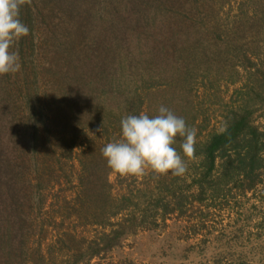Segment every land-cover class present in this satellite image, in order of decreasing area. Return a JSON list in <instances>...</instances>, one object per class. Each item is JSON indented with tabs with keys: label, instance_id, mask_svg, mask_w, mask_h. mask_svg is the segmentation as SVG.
<instances>
[{
	"label": "rangeland",
	"instance_id": "rangeland-1",
	"mask_svg": "<svg viewBox=\"0 0 264 264\" xmlns=\"http://www.w3.org/2000/svg\"><path fill=\"white\" fill-rule=\"evenodd\" d=\"M161 1L160 36L181 35L180 50L205 63L193 60L178 73L177 51L161 79L125 75L92 100L60 96L35 35L15 42L22 68L0 75L10 91L0 90V169L7 161L8 173L0 170V212L11 210L15 221L0 236L12 237L11 248L0 244V251L12 264L251 263V233L264 214V162L253 190L249 168L239 165L255 137L264 157V0ZM162 105L197 132L194 156L184 157L187 173L114 172L101 149L122 138V118L155 116ZM238 124L244 135L215 154L211 169L209 141L234 135Z\"/></svg>",
	"mask_w": 264,
	"mask_h": 264
},
{
	"label": "trees",
	"instance_id": "trees-1",
	"mask_svg": "<svg viewBox=\"0 0 264 264\" xmlns=\"http://www.w3.org/2000/svg\"><path fill=\"white\" fill-rule=\"evenodd\" d=\"M25 3L27 4L22 7V12H28L31 8L29 24L27 23L31 28L30 35L38 38L48 71L58 86L60 96L63 93L69 100H76V94L92 100L98 92L108 93L125 75L141 78L144 72L161 79L164 77L162 74H167L166 67L173 63L177 51L180 54L176 66L178 73L189 67L193 60L198 64L205 63L201 62L200 57L195 58L190 50H180L186 42L181 35L175 34L168 39L160 36V21L167 18L161 0H44L41 6L32 7L29 6L34 0H26ZM33 24L37 26V31L33 30ZM30 43H35L34 36ZM163 63L164 71L160 69ZM177 72L173 70V75H178ZM127 88L129 90L131 87ZM0 90L5 93L4 96L10 94L1 81ZM4 119L7 121L5 117ZM2 121L4 120L0 117V125ZM243 129L244 127L238 124L234 129L237 133L234 135L228 133L209 141L205 154L211 169L215 165V154L228 152L231 145L238 141L239 135L243 134ZM261 153L259 139L255 137L249 142L245 158H242L239 165L240 168H249L252 190L259 185L256 184V179L264 162ZM1 161L2 159L0 163ZM5 166L7 161L0 170L7 175ZM10 171L12 169L9 174ZM6 211L7 214L0 212L4 219L2 221L0 218V236L4 230L9 231L14 227L11 210ZM259 217L261 220L256 224V228L260 232L251 233V241L254 238L251 243L255 244L251 247L249 264H264V214ZM118 237L117 234L114 241H117ZM11 240V236L0 238L1 247L11 248ZM94 255L99 253L92 254ZM239 255L241 256V253ZM228 256H232L231 253ZM18 257L22 259V255ZM18 257L16 256L17 260ZM12 260L11 254L7 258L0 251V264H12Z\"/></svg>",
	"mask_w": 264,
	"mask_h": 264
},
{
	"label": "clouds",
	"instance_id": "clouds-1",
	"mask_svg": "<svg viewBox=\"0 0 264 264\" xmlns=\"http://www.w3.org/2000/svg\"><path fill=\"white\" fill-rule=\"evenodd\" d=\"M23 2L0 0V75L15 74L22 68L19 53L12 49L30 32L20 19ZM121 137L101 149L114 172L141 176L151 169L160 175L183 177L188 171L184 157L194 156L197 132L184 118L162 105L155 116L140 113L122 118ZM178 137L183 155L176 148Z\"/></svg>",
	"mask_w": 264,
	"mask_h": 264
}]
</instances>
